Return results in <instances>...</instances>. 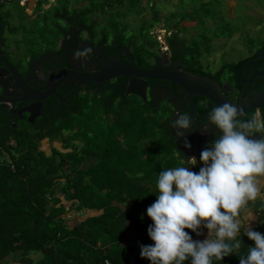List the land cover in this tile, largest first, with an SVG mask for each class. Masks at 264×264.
Here are the masks:
<instances>
[{"label":"trees","instance_id":"1","mask_svg":"<svg viewBox=\"0 0 264 264\" xmlns=\"http://www.w3.org/2000/svg\"><path fill=\"white\" fill-rule=\"evenodd\" d=\"M96 1L90 0L91 7ZM104 1L100 11L111 27L112 42L129 47L135 66L150 67L160 46L150 35L160 23L158 0ZM215 1L184 0L180 12L169 14L181 15L179 20L173 25L166 19L164 25L165 32L176 28L164 37L172 58L181 59L193 74L205 76L209 70L199 64L198 45L180 35L185 18L196 20L185 5L192 2L193 8L208 11ZM89 7L82 5L72 14L63 7L58 14L73 25L86 24ZM146 9L152 14L149 22L143 16ZM130 13L142 23L137 37L126 39L124 19ZM0 20L7 21L1 11ZM98 20L88 24L92 31ZM99 34L100 43L107 45L108 31ZM246 61L222 69L235 71ZM124 93L116 83L88 92L89 100L75 94L65 103L50 102L40 118L22 128L17 123L12 127L15 118L0 106V264H150L140 255L141 245L153 243L146 209L156 199L157 174L177 166L180 148L167 130L171 115L165 109L156 120L160 109ZM45 140L51 144L49 154L40 149ZM53 141H60L65 151L52 146ZM88 157L94 162L81 167ZM259 204L253 229L264 234V197ZM195 234L190 232L193 239ZM240 238L244 244L235 255L213 264H239V256L253 245L246 236Z\"/></svg>","mask_w":264,"mask_h":264},{"label":"clouds","instance_id":"2","mask_svg":"<svg viewBox=\"0 0 264 264\" xmlns=\"http://www.w3.org/2000/svg\"><path fill=\"white\" fill-rule=\"evenodd\" d=\"M159 47L168 49L166 44L160 43ZM242 114L241 109L227 102L213 107L207 125L214 127L217 135L200 152L199 171L191 170L197 164L193 156L187 159L191 167L185 166L182 158L178 166L157 174L156 199L146 209L152 221L147 234L153 243L140 247L141 257L150 264L221 262L241 248V236L253 245L239 256V264H264V234L250 226L254 220L251 214L248 223L239 218L241 209L262 195L264 118L254 115L240 119ZM175 117L171 128L177 130V136L195 127L196 121L189 113L177 112ZM256 135L260 139H254ZM184 147L191 148L186 139ZM201 228L207 230V237L194 240L190 232L201 235Z\"/></svg>","mask_w":264,"mask_h":264},{"label":"flooded vegetation","instance_id":"3","mask_svg":"<svg viewBox=\"0 0 264 264\" xmlns=\"http://www.w3.org/2000/svg\"><path fill=\"white\" fill-rule=\"evenodd\" d=\"M1 15H4L2 11ZM7 30H9L8 21L3 23L0 20V36L2 37L3 43V46L0 47V51L4 53L7 61L16 68L17 72L23 77V79H28L29 83H27L31 88L43 91V88L47 86V84H57L54 89L55 93L61 95L62 98L69 95L67 98L69 99L75 94L79 95L92 91L96 92L103 87V85L106 88L111 84L113 85L117 83L119 86L125 88V93L127 92L128 95H136L141 98L140 94L133 88H130L129 91H127L128 83L131 80L130 78L115 77L106 82H84L77 86L76 84H70V78H67L66 81H61V74L63 73L87 75L90 74L89 72H95L98 67L97 60L101 57L111 59L120 58L123 61L126 60L120 53V48L123 46L117 47L115 42H110L107 45L100 43V41L94 37V33L88 24L80 22L73 25L65 18L63 25H56V32L59 35L57 41H48L47 43L52 42L49 47L34 50L33 52L29 51L28 54L23 55L22 58L20 57L17 62H13L6 52V42L4 37L7 34ZM13 31L14 30H12V32ZM12 32L9 31L8 33ZM53 40H55V38ZM86 49L89 50L86 55H77L78 52ZM165 49L166 48L161 50L159 47H156L154 49V55L150 61L151 66L145 69H156L157 64H160L161 67L167 69L169 72H173L175 69H181L193 74L188 70L187 65L183 64L181 59H173L170 52L167 55L163 54ZM245 59L247 61L238 65L235 71H233V69H221L214 73L209 72L210 76L193 75L206 77L215 82L221 87V93L224 94V98H226L231 104L237 105L238 103L243 102L247 96H250V94L264 91V44L258 47L253 54H249L237 63L239 64ZM254 59L255 61L252 62V64H249V62ZM93 66L94 69H92ZM71 76L72 75H70V77ZM55 79H59L60 81L55 82ZM132 81H135V79L132 78ZM144 82L146 84L145 101H142L149 102L150 105L156 109L164 108L166 113L171 115L170 122L175 119V114H177V112L188 113L189 96L187 94L183 95L184 91L178 84L166 80H144ZM3 84L5 88V97L3 98V101L0 102V106L6 108L8 111H15L14 115L11 114L15 118V123H12V126L15 124L16 127V123L19 124L26 122L29 124L27 120L28 115L20 113V110L25 107V104H21V102L18 101L19 94L13 85L14 83L6 80ZM67 99L64 101H58L54 95L48 96L42 101L41 113L43 108L50 102L54 104L56 102L65 103ZM192 99L194 108L192 118L196 121V124L195 127L190 128V133L193 132L190 135V139L193 140L196 147L191 151L194 152L193 155L200 156L202 150L197 149V147L201 144H204L203 146L205 147L210 146V141H212L217 135V130L212 126L207 125V115L215 106L212 104L211 100L206 97L193 96ZM172 100L174 101V104L171 103ZM177 107H180V109L178 110ZM246 108H248V110L251 109L250 105ZM254 115H257L258 118H264V107L251 110L249 113L240 116L239 118L248 119ZM167 119H161V121L166 122ZM167 130L177 142L178 148L181 145V149L187 151L188 149L184 147V140H189L187 139L188 136L186 137L185 133L182 136H177V130L171 128V123L167 126Z\"/></svg>","mask_w":264,"mask_h":264},{"label":"rangeland","instance_id":"4","mask_svg":"<svg viewBox=\"0 0 264 264\" xmlns=\"http://www.w3.org/2000/svg\"><path fill=\"white\" fill-rule=\"evenodd\" d=\"M183 1L158 0L156 8L159 9L160 23L150 29V35L155 36L159 44L161 43L164 46V37L176 29L172 26L169 29L170 32H165L164 25L167 22L166 19H171L173 25L179 20L181 15H178L176 19L171 18L169 14L180 12ZM38 2L40 3L37 5L33 18L22 14L17 8L16 0L5 3L3 6L12 14L10 19L14 25L12 27L14 31L11 36L7 34L4 37L7 42L5 46L7 55L13 62H17L20 57L22 58L29 51L33 52L34 50L49 47L52 42L47 43L48 41H57L59 39L56 25L64 24L63 17L59 16V14H63H61L63 7L68 10V14H72L75 9L82 5L90 6L85 19L86 24H90L92 19L97 17L99 20L94 24V37L100 40L99 32L106 30L109 33L107 42H112L111 27L106 21L107 17L104 14L102 15L100 11L102 5L107 4L106 1L97 0L96 5L91 7L90 0L83 2L77 0V3L71 0H54V3H52L54 7L48 10L44 9L47 2H42V0H38ZM185 9L187 10L186 12L192 9V15L196 17V20L191 21L185 18L186 20L182 22L183 27H181L184 30L180 35H183L182 39L185 38L188 42L198 45L200 52L198 57L199 64L203 70H209L211 73L217 72L225 65L235 64L249 54H253L258 47L264 44V0H217L209 6L208 11L195 9L193 8V3L190 2L185 5ZM151 15L146 9L143 16L149 22L152 19ZM124 21H126L128 27V33H125L126 39L137 37L142 23L141 17L130 13L125 17ZM54 38L55 40H53ZM155 45V43H150V46L154 48L156 47ZM18 46L22 48L17 51ZM160 49L162 50L164 47ZM78 96L81 99H91V95L88 93L79 94ZM131 98L133 97L129 98V102L132 105H136L135 98H133L134 100ZM81 104L86 107L84 102ZM162 111H164V108L158 111L155 117L156 120L164 115ZM19 124H21V128L25 127L24 123ZM52 146L62 152L65 151L62 150L60 141H53ZM40 149L49 154L51 144L45 140L40 143ZM90 163L82 162L81 167H86ZM72 215L73 213L71 212L66 218L69 220L73 217Z\"/></svg>","mask_w":264,"mask_h":264},{"label":"water","instance_id":"5","mask_svg":"<svg viewBox=\"0 0 264 264\" xmlns=\"http://www.w3.org/2000/svg\"><path fill=\"white\" fill-rule=\"evenodd\" d=\"M42 2H49V0H42ZM3 46L1 36H0V47ZM121 56H123L126 60L123 61L120 58H106L101 57L97 60L98 67L96 68L95 72H89L90 74L87 75H78V74H61V81L67 80V78H70V84H76V86L80 83L84 82H91V83H101L106 82L112 78L115 77H125L130 78L131 80L128 83L127 91H129L130 88H133L137 93L140 94L143 101H145V88L146 84L144 80H166L175 84H178L183 89V95L187 94L189 96V107H188V113L190 115V118L193 115V96L198 97H206L209 100H211L212 104L214 106L223 104V103H230L226 98H224V94L221 93V87L217 85L215 82L211 81L209 78L196 76L193 74H190L184 70L181 69H175L173 72L167 71V69H164L161 67L160 64H157L156 69H139L133 64V57L130 55L129 47L123 46L120 48ZM168 49H165L163 51V54H168ZM254 60L250 61L249 64H252ZM0 102L3 101V98L5 97L4 94V82L6 80L14 83V87L17 89V92L19 94L18 101L21 102V104H25V107L20 110V113L27 114L28 115V122L30 124H33L34 121L40 117L41 109H42V101L47 98L50 95H54V97L58 101H64L66 100L69 95L62 98L61 95H57L54 91L57 84H47L43 88V91L35 90L31 88L28 83V79H23V77L17 72L16 68L12 66L7 59L4 56V53L0 51ZM94 69V66L93 68ZM66 75V77H65ZM70 75H72L70 77ZM132 78L135 79V81H132ZM31 80V79H30ZM34 80V79H32ZM55 82L60 81L59 79H55ZM28 82V83H27ZM54 82V83H55ZM72 87V86H71ZM74 92V91H73ZM72 92V93H73ZM71 93V94H72ZM125 95H128L126 92ZM257 102V103H256ZM174 104V101L171 102ZM260 103V104H258ZM231 104V103H230ZM250 105V110H248V107ZM239 109L242 110L243 114L241 116L246 115L251 110L259 109L264 107V91L262 92H255L250 94V96H247L246 99L238 103L236 105ZM179 110L180 107H177ZM10 114L14 115L15 111H9ZM176 116V114H175ZM176 119V117H175ZM15 128V124L13 126ZM191 128V127H190ZM190 128L187 131H184L186 134L187 140L191 148H187L188 150H193V148L196 147L194 145L193 140L190 139ZM184 135V134H183ZM254 139H260L259 135H256L253 137ZM204 144H201L197 149L203 150L205 146ZM181 149V145L179 147ZM196 149V150H197Z\"/></svg>","mask_w":264,"mask_h":264},{"label":"crops","instance_id":"6","mask_svg":"<svg viewBox=\"0 0 264 264\" xmlns=\"http://www.w3.org/2000/svg\"><path fill=\"white\" fill-rule=\"evenodd\" d=\"M16 1H17V8L22 12L23 15H25L26 17H29V18H33L34 17V15H35L34 12H35V10L37 8V5L40 3V2H38V0H24L23 2H20L19 0H16ZM71 1L77 3V0H71ZM80 1L83 2L85 0H80ZM52 3H54V0H49V2H47L46 5L44 6V9L48 10L51 7H54V5ZM50 4H52V5H50ZM3 6L1 7V11L5 15V17L7 18L8 28H9V30H7L6 32H7L8 35L11 36V33H8V32L9 31L12 32V30H14V29H12V27H14V25L12 24V20L10 19L12 14L8 10H6V8L3 7ZM10 20H11V23H10ZM1 40H2V37H1ZM6 45H7V42H6ZM20 48H22V47L18 46L17 47V51ZM178 151L180 152L179 153V155H180L179 156V160L182 159V158H185V160H186L185 166L191 167V165L187 162V159L189 157H193V156L196 157L197 164L195 166H193L191 168V170L194 171V172H198L199 168L201 166V164L199 162V156L198 155H196V156L193 155L194 152L191 151V150H187L188 151L187 152V151H184V150L180 149ZM179 160H178V162H179ZM85 162H89V163L91 162V164H92L94 162V159L91 158V157H88L85 160ZM177 166H178V164H177ZM261 184H262V195H260L256 200L248 202L247 206L242 208L241 211H240L239 218L242 220V222L248 223L249 220H250V214L254 218V220L250 222V226L252 228H253V224L255 223V220H256V217H257L258 208L261 207V204H259V203H260L261 200H263V197H264V178L261 179ZM200 232H201V235L195 234L194 240H203V239H205L207 237V230L206 229L201 228Z\"/></svg>","mask_w":264,"mask_h":264},{"label":"built area","instance_id":"7","mask_svg":"<svg viewBox=\"0 0 264 264\" xmlns=\"http://www.w3.org/2000/svg\"><path fill=\"white\" fill-rule=\"evenodd\" d=\"M14 0H0V6L3 5L4 3H8ZM20 2H23L24 0H19Z\"/></svg>","mask_w":264,"mask_h":264}]
</instances>
